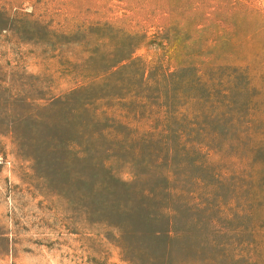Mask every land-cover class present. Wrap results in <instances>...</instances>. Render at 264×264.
I'll return each instance as SVG.
<instances>
[{
	"label": "rangeland",
	"instance_id": "374dc122",
	"mask_svg": "<svg viewBox=\"0 0 264 264\" xmlns=\"http://www.w3.org/2000/svg\"><path fill=\"white\" fill-rule=\"evenodd\" d=\"M0 264H264V0H0Z\"/></svg>",
	"mask_w": 264,
	"mask_h": 264
}]
</instances>
